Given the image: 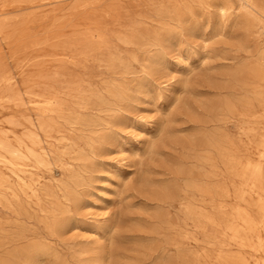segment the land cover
<instances>
[{"label": "rangeland", "instance_id": "rangeland-1", "mask_svg": "<svg viewBox=\"0 0 264 264\" xmlns=\"http://www.w3.org/2000/svg\"><path fill=\"white\" fill-rule=\"evenodd\" d=\"M263 99L264 15L241 0H0V141L51 154L16 173L0 162V264H264L232 230L264 241L250 228L264 170L244 171L264 167ZM202 198L215 218L188 227L185 202Z\"/></svg>", "mask_w": 264, "mask_h": 264}, {"label": "bare ground", "instance_id": "bare-ground-1", "mask_svg": "<svg viewBox=\"0 0 264 264\" xmlns=\"http://www.w3.org/2000/svg\"><path fill=\"white\" fill-rule=\"evenodd\" d=\"M192 1V0H191ZM202 1V0H201ZM183 3H185V2H183ZM187 3V2H186ZM204 3V2H203ZM202 3V4H203ZM193 5H194V3H193ZM195 5H196V2H195ZM194 5V6H195ZM198 5V4H197ZM241 5H242V7H244V8H246L250 13H252V14H255V13H260V14H263L264 15V10H262L258 5H257V3H256V1L255 0H241ZM203 6V5H202ZM206 6H204V8H205ZM210 7V6H209ZM185 9V8H184ZM222 14H223V16H225V15H227V8H225V7H223L222 9ZM187 11V10H186ZM172 12V11H171ZM188 12V11H187ZM173 14V13H172ZM170 21V20H169ZM168 21V22H169ZM170 24V23H169ZM176 25V24H175ZM126 36V35H125ZM122 63H124V62H122ZM122 65V64H121ZM184 68V67H183ZM128 70H129V68H128ZM182 71H183V69H182ZM259 79H260V77H259ZM101 83V82H100ZM159 83V82H158ZM255 87V86H254ZM90 88V87H89ZM256 88V87H255ZM82 89V88H81ZM88 93V92H87ZM119 94V93H118ZM263 94V93H262ZM18 96V95H17ZM21 96V95H20ZM44 96V95H43ZM42 96V97H43ZM45 97V96H44ZM43 97V98H44ZM262 99V98H261ZM264 100V99H263ZM63 102V101H62ZM42 105V104H41ZM45 106H46V104H45ZM251 107V106H250ZM42 108V107H41ZM51 108V107H50ZM81 108V107H80ZM45 110H47V109H45ZM49 110V109H48ZM81 110V109H80ZM252 110V109H251ZM249 113V112H248ZM253 115V114H252ZM250 116V115H249ZM240 117H242V116H240ZM38 118V117H37ZM251 118L253 119V117L251 116ZM41 119V118H40ZM90 119V118H89ZM57 120H58V118H57ZM103 121H104V119H102ZM10 121V120H9ZM8 121V122H9ZM41 121V120H40ZM105 121H106V119H105ZM11 122V121H10ZM48 122V121H47ZM252 122V121H251ZM15 123V122H14ZM12 124H13V122H12ZM21 124V123H20ZM42 124V123H41ZM108 124V123H107ZM250 124V123H249ZM249 124L247 125L248 127H249ZM47 125V124H46ZM45 125V126H46ZM251 125V124H250ZM253 125H255V124H253ZM252 125V126H253ZM44 126V127H45ZM47 126H49V125H47ZM20 127V126H19ZM43 127V128H44ZM50 127V126H49ZM94 127V126H93ZM41 129H43L42 127H40ZM250 128V127H249ZM252 128V127H251ZM253 128H254V126H253ZM246 129V128H245ZM48 130V129H47ZM249 130H251V129H249ZM254 129H252V131H250V132H254V133H256V131H253ZM248 132V131H247ZM250 132H248L249 134H250ZM27 133V132H26ZM35 134H37L38 135V133H35ZM252 134V133H251ZM32 135H33V133H32ZM26 137V136H25ZM27 137H28V135H27ZM35 137H37V136H35ZM39 137V136H38ZM32 138V137H31ZM220 139V138H219ZM33 140H35V139H33ZM99 140V138L98 139H96V141H98ZM221 140V139H220ZM38 142V141H37ZM222 142V141H221ZM223 142H224V140H223ZM213 143H216V141H214ZM212 143V144H213ZM11 143H7V140H1L0 141V162L1 163H3L4 165H8V164H10L11 165V169H12V171L14 172V173H16V170L17 169H15V166L14 165H17L18 164V162H20V161H23V160H33L34 161V163H35V165L37 166H35L34 165V163L32 162V161H30L31 163H33V165L36 167V168H38V166H49L50 164H51V159H50V153L49 152H47L46 150H44V152H37L36 151V149H34L33 147H31V146H28V145H24L25 143H20V144H16V145H13V144H11ZM34 144V143H33ZM36 144H39V143H36ZM36 144H35V147H36ZM90 144H92V145H94L95 144V142L94 141H91L90 142ZM223 145V144H222ZM220 143L218 144L217 143V146L216 147H214L215 149L217 148L218 149V159L220 160V153L222 154H224V148H225V146L223 145V149L224 150H222L221 151V146H222ZM40 147V146H39ZM235 146H233V148H234ZM233 148H231L230 147V149H229V151L228 152H231V151H233V150H231V149H233ZM238 148V147H237ZM42 149H44V148H42ZM40 151V150H39ZM95 153V152H94ZM222 154V156H225V155H228V154H224L223 155ZM233 154V152L232 153H230V155H232ZM76 155V154H75ZM220 155V156H219ZM229 155V156H230ZM222 156H221V162H222ZM237 156V155H236ZM81 159H82V156H79ZM78 157V158H79ZM205 157H207V156H205ZM204 157V158H205ZM210 157V156H209ZM226 158H227V156H225ZM231 157V156H230ZM72 158V157H71ZM208 158V157H207ZM211 158V157H210ZM262 158H264V152H263V154H262ZM209 159V158H208ZM225 159V158H224ZM207 160V159H206ZM212 160V159H211ZM213 161V160H212ZM239 160H236V158L234 157V154H233V156L229 159V162L230 163H233V164H235V162H236V164H237V162H238ZM204 162H205V160H204ZM220 162V163H221ZM247 162H249V164H247V165H245V166H247V168L246 169H244V171H245V173L247 174V172H249L248 173V175H249V177L251 178V180H253V181H255L256 183H260V182H262V178H263V170H264V167H263V164L261 163V162H250L249 160L247 161ZM22 162H20V164H21ZM23 163H25V161H23ZM30 163V164H31ZM55 163V162H54ZM61 163V162H60ZM206 163V162H205ZM207 163H209V162H207ZM239 164L238 165H240L241 166V163H240V161L238 162ZM223 164H225V163H223ZM22 165H24V164H22ZM26 165H29V164H26L25 163V167H26ZM32 165V166H33ZM70 165H71V163H70ZM211 165H212V162H211ZM229 166V164H226V166ZM31 166V165H30ZM51 166V165H50ZM49 166V167H50ZM214 166V165H213ZM227 166V168H229ZM236 165H234V167H235ZM244 166V167H245ZM17 167V166H16ZM219 167V166H218ZM243 167V168H244ZM19 168V167H18ZM28 168V167H27ZM232 169V166L230 167V170ZM235 168H233L231 171H229L231 174H232V172L234 173V171L236 172L237 171V168L234 170ZM238 169H239V167H238ZM20 170V169H19ZM23 171H24V168L22 169ZM25 170H26V168H25ZM243 170V169H242ZM241 170V171H242ZM219 171V170H218ZM240 171V170H239ZM23 173H25V172H23ZM27 173V172H26ZM237 173V172H236ZM243 172H241V174H242ZM78 174V173H77ZM216 174V173H215ZM215 174H213V175H215ZM244 174V173H243ZM4 175V174H3ZM2 175V176H3ZM31 175V174H30ZM75 175V174H74ZM204 175H207V174H204ZM213 175H212V177H213ZM219 175V173L217 174V176ZM233 175V174H232ZM231 175V176H232ZM220 176V175H219ZM235 174H234V178H235ZM1 177V176H0ZM32 177V176H31ZM209 177V176H208ZM239 177V176H238ZM237 176H236V178H238ZM81 178H82V176H81ZM204 178V177H203ZM206 178H207V176H206ZM216 178V177H215ZM1 179V178H0ZM6 179V178H5ZM4 179V180H5ZM18 179L20 180V181H18V182H20V185H18L19 186V190L21 191V192H25L26 191V185H25V183L26 182H24V180H23V178L21 177V176H19L18 175ZM17 179V180H18ZM32 179H34L33 177H32ZM209 179V178H208ZM264 179V178H263ZM83 181H84V179H83ZM5 183H6V181H4ZM18 182H17V184H18ZM33 182V181H32ZM39 182V181H38ZM195 182V181H194ZM194 182L192 183V181L190 180V181H188V183H187V190L188 189H192V187H194V185L196 186H198V184H200V183H198V184H194ZM78 183V182H77ZM2 182L0 181V186H2ZM84 184V183H83ZM202 184V183H201ZM219 185H221V181H220V183H218ZM218 184H216V185H218ZM264 183H261V185H262V187H260V188H258V189H260V191L259 192H257V193H259V198H260V201H261V205H260V207H261V214H262V219L260 220V222H256V223H251L250 224V228H251V230H253V228H258V227H261V226H263L264 227V185H263ZM33 185V184H32ZM236 185V184H235ZM257 185V184H256ZM8 186V185H7ZM201 185H199L198 187H196L197 188V190L199 191H201V195L203 194L204 196H202V197H205V194L208 192H211L213 189H214V187H213V189L212 188H210L209 186V188L210 189H212L211 191H210V189H208V187L207 186H201ZM215 186V185H214ZM217 187V186H216ZM218 187H220V186H218ZM222 187V186H221ZM257 187V186H256ZM14 188V187H13ZM32 188V187H31ZM199 188V189H198ZM15 189V188H14ZM218 188H216V190H217ZM223 189V188H222ZM215 190V191H216ZM235 190H237V188H235ZM239 190V189H238ZM9 191V190H8ZM11 191H12V189H11ZM199 191V192H200ZM214 191V193H217V191L215 192ZM240 191V190H239ZM238 191V192H239ZM13 193H14V198L15 199H18V197H19V192H18V190L17 191H12ZM77 192V191H76ZM222 194H221V193ZM33 193H34V195L36 196V197H39L40 196V194L38 193V190L37 189H35L34 187H33ZM208 193H207V196H209L208 195ZM219 194H220V196H219ZM63 195V194H62ZM211 195V194H210ZM212 195H214L213 194V191H212ZM211 195V196H212ZM216 195V197H217V199L219 200V197H221V199L223 198V195H225V194H223V192L222 191H220V190H218V195L217 194H215ZM222 195V196H221ZM3 196V195H2ZM211 196H209V197H211ZM219 196V197H218ZM212 198H214V196H212ZM207 198H202L200 201H201V203H200V207H199V205L197 206V207H195L197 204H195V206H194V202H192L191 200H186V202H185V219H186V225L189 227V220H191L192 221V219L194 218V216H196V218H198L197 220L199 221H204V220H209V216H211V215H209L208 216V214H207V212H206V200ZM184 201V200H183ZM224 201V200H223ZM196 202V201H195ZM198 203V202H197ZM217 204V203H216ZM208 205H209V202H208ZM218 205H219V203H218ZM224 206V205H223ZM220 208H221V206H219ZM218 208V207H217ZM234 208V207H233ZM220 210V209H219ZM222 210H223V208H222ZM216 211H217V209H216ZM222 212V211H221ZM221 212H220V215H221ZM64 213H66V209H64V208H62L61 206H59V205H56V206H53V209L50 211V212H48L47 213V215L45 216V218L47 219V228L50 230V232L53 234V235H60L61 234V232H62V230H63V228H64V224H63V219H62V217L60 216L61 214H64ZM183 214V215H184ZM213 217L215 218V216L213 215ZM212 216H211V218H213ZM244 219L246 220V221H248L249 219H247V218H245L244 217ZM196 222H198L196 219H194ZM193 220V221H194ZM212 220V219H211ZM214 220V219H213ZM185 221V220H184ZM199 221V222H200ZM217 221V220H216ZM215 221V222H216ZM198 222V226L200 225V223ZM205 222V221H204ZM210 223H211V221H209ZM213 222V221H212ZM250 222V221H249ZM248 222V223H249ZM214 223V222H213ZM248 223H246V224H248ZM197 224V223H196ZM205 226H206V224H205ZM247 226V225H246ZM248 226H249V224H248ZM247 226V227H248ZM203 227V225L201 226V228ZM213 229V228H212ZM239 229H240V227H239ZM238 228H235V227H232V230L235 232L234 233V238L235 239H237L238 240V242L240 243V245H242V246H250V247H253V249H255L256 251H264V241H263V239H262V237L261 236H259V242H258V245H256L255 246V244L253 245V244H251L249 241H248V239H249V237H248V239H247V237L245 238V237H243V236H245V234H243V236H242V233H241V229L239 230ZM177 230V229H176ZM214 230V229H213ZM243 231V230H242ZM214 233V232H213ZM243 233H246V232H244L243 231ZM254 233V232H253ZM51 235V234H50ZM52 236V235H51ZM247 236V235H246ZM249 236V235H248ZM84 238V237H83ZM251 240V239H250ZM41 244V242L40 241H34V243H32V245H31V249L35 252V256L36 257H33L32 256V259H35L36 260V258L37 257H39V255H40V252H39V250H41L42 248H41V246H42V244ZM186 256H187V259H188V256H189V254L187 253L186 254ZM190 257V256H189ZM223 258V257H222ZM229 259V258H228ZM231 259V258H230ZM228 261V260H227ZM248 260H246V258L244 257H239V258H236V259H232L231 260V263H233V264H248V262H247ZM229 262V261H228ZM96 264H100V262H98V263H96Z\"/></svg>", "mask_w": 264, "mask_h": 264}]
</instances>
